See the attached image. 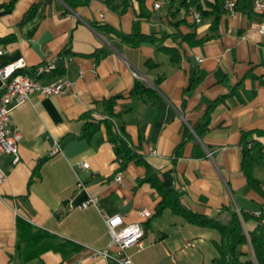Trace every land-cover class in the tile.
I'll list each match as a JSON object with an SVG mask.
<instances>
[{
    "label": "crops",
    "instance_id": "crops-1",
    "mask_svg": "<svg viewBox=\"0 0 264 264\" xmlns=\"http://www.w3.org/2000/svg\"><path fill=\"white\" fill-rule=\"evenodd\" d=\"M9 1L0 0V66L22 57L33 71L51 61L54 68L38 82L65 80L72 90L33 92L11 110L10 128H18L21 139L16 163L0 154V170L7 175L0 182V264H116L95 255L110 246L105 218L114 214L122 215L123 224L144 227L141 247L128 248L133 264H210L218 231L168 207L155 213L159 193L148 181L137 183L145 167L134 160L115 181L106 126L101 122L89 137L81 136L84 115L107 117L102 100L121 95L112 121L139 146L163 186L179 192L184 207L220 222L229 218L226 207L259 213L263 198L240 166L242 133L252 131L250 139L264 141L254 132L264 131V33L255 28L264 24V13L253 10L255 0H233L236 9L214 24L213 14L196 23L181 0H146L151 14L140 29L167 35L163 43L179 49L177 62L154 45L131 46L109 30L132 32L136 0L122 14L103 0L75 9L62 0H15L7 7ZM34 5L33 15L25 17ZM177 32L209 38L191 44L173 38ZM96 49L106 54L97 60ZM137 80L147 91L131 93ZM207 113V126L197 135L193 126ZM253 174L264 183V164L255 165ZM94 195L95 203L81 206ZM141 208L152 215L141 217ZM262 214L264 219V208ZM17 217L80 248L65 258L46 250L23 261L16 253ZM246 225L252 228L254 221Z\"/></svg>",
    "mask_w": 264,
    "mask_h": 264
},
{
    "label": "trees",
    "instance_id": "trees-1",
    "mask_svg": "<svg viewBox=\"0 0 264 264\" xmlns=\"http://www.w3.org/2000/svg\"><path fill=\"white\" fill-rule=\"evenodd\" d=\"M70 8L75 9L78 6L87 5L91 0H62ZM109 7L122 14L131 0H103ZM138 9L135 14L132 32L129 34L122 33L113 28H109L117 36L122 38L131 46H139L143 43L154 45L156 48L166 52L171 61L177 62L179 59V49L175 46H167L163 43L165 34L157 35L156 33L146 34L140 29V23L149 18L151 10L146 6V0H136ZM15 0H10L7 7H11ZM181 4L185 10L189 12L190 8L196 9L201 19L206 14H213L216 23L218 17L222 13H228L223 5V0L205 1L204 4L200 0H181ZM36 5L31 7L25 17H31L34 13ZM236 7H234V10ZM177 36L186 40L188 43L196 44L209 38L197 39L194 33H174L173 38ZM106 54V50L96 49L92 55L98 60ZM148 63V61H147ZM192 82H194L192 77ZM147 87L140 81H135L132 94L147 91ZM121 95L117 94L102 100L104 112L107 117L95 120L91 113L84 115L85 122L81 136L89 137L103 122L107 130V138L112 143L115 152V162L117 164L116 171H124L127 163L134 160L136 163L145 167V175L137 179V183L144 181L150 182L159 193V200L156 204V212L159 213L163 208H170L171 211L183 215L187 221L192 224L205 227H213L218 231V238L212 239V244L216 250L215 256L211 259L210 264H264V219L262 210L264 208V183L257 179L253 174V167L263 163L264 141L250 139L252 131L243 132L241 135V170L245 175L249 185L254 188L263 198V203L259 213H249L240 211L239 213L234 207H226L229 218L226 222H220L214 217H208L203 214L195 213L180 202L179 192L174 188H166L159 179L158 173L138 152V145H134L130 136L123 127L117 128L112 121L115 116L113 108L116 100ZM214 102L210 104V107ZM208 123V113L204 117V121L193 126L197 135H201ZM258 136H263L264 131H254ZM248 220L254 221V226L249 228L246 223ZM16 253L23 261L31 260L39 257L46 250H54L65 258L68 254L78 250L80 246L68 239L57 237L48 231L32 226L28 221L21 217L16 219ZM245 247V249H244Z\"/></svg>",
    "mask_w": 264,
    "mask_h": 264
},
{
    "label": "built area",
    "instance_id": "built-area-1",
    "mask_svg": "<svg viewBox=\"0 0 264 264\" xmlns=\"http://www.w3.org/2000/svg\"><path fill=\"white\" fill-rule=\"evenodd\" d=\"M158 3H154L157 8ZM228 13L234 11L235 2L227 0L224 4ZM253 10L256 13H264V0H255ZM189 13L193 16L196 23L201 21L200 13L190 8ZM255 28L264 33V24H258ZM3 49L0 48V55ZM38 68H46V73L50 72L54 66L51 61H44L40 63L33 71L26 70V63L22 57L0 66V154L8 153L12 156V162L16 163L19 160L18 145L21 139V133L18 128H10L11 110L14 105L19 104L28 99L33 92H39L43 95L63 94L72 90V83L65 80H56L47 84H40L38 78H34V71ZM135 76H139L134 73ZM4 78H11V87H4ZM59 150L56 146L52 153ZM154 152L153 150H151ZM263 164H264V148H263ZM82 167H87L88 163L83 162ZM123 175L122 170L116 171L114 175L115 181H121ZM7 178L4 171L0 170V182ZM96 196H91L87 201L81 204L86 206L87 203H95ZM72 208V205H70ZM138 214L143 218H149L152 213L146 208L138 210ZM110 235L109 248L98 250L95 255H100L105 258H110L116 264H133L128 248L131 246L141 247L142 239L144 237V227L139 222H131L123 224V217L120 214H114L105 218ZM115 249L111 251L110 247Z\"/></svg>",
    "mask_w": 264,
    "mask_h": 264
},
{
    "label": "bare ground",
    "instance_id": "bare-ground-1",
    "mask_svg": "<svg viewBox=\"0 0 264 264\" xmlns=\"http://www.w3.org/2000/svg\"><path fill=\"white\" fill-rule=\"evenodd\" d=\"M35 72V71H34ZM46 73V68H38L34 78ZM4 87H11V78H4Z\"/></svg>",
    "mask_w": 264,
    "mask_h": 264
}]
</instances>
